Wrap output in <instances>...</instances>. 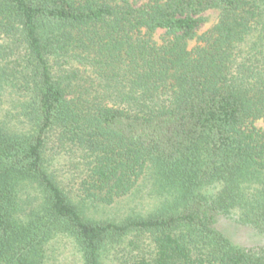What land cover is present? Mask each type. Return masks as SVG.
<instances>
[{"label": "trees", "instance_id": "obj_1", "mask_svg": "<svg viewBox=\"0 0 264 264\" xmlns=\"http://www.w3.org/2000/svg\"><path fill=\"white\" fill-rule=\"evenodd\" d=\"M259 121L264 0H0V264H264Z\"/></svg>", "mask_w": 264, "mask_h": 264}, {"label": "rangeland", "instance_id": "obj_2", "mask_svg": "<svg viewBox=\"0 0 264 264\" xmlns=\"http://www.w3.org/2000/svg\"><path fill=\"white\" fill-rule=\"evenodd\" d=\"M219 14L220 11L216 9L205 12V21L203 22L202 27L199 29V34H202L205 31L211 29L212 26L218 21ZM163 34L164 31L159 30L155 35V38L158 40H162ZM197 43V39H193L192 41H190V46L192 47ZM258 125L264 127V121H259ZM63 161H67V159L64 158ZM68 163L69 165L71 164L69 161ZM70 167L72 168L71 165ZM61 170L63 172L62 176L65 179V183H71V173H69L68 167H64L63 165H61ZM143 183H145L144 188L140 193H137V195L133 196L134 198L131 197V199L129 200L124 199L112 205L111 207L101 208L97 214L103 217L120 219L128 215V213L130 212L136 211L147 213L148 211H150V209H152L155 205L157 199L149 192L150 187L147 183H150V181H145ZM216 225L226 234L231 236L234 241L246 247L254 246L257 244H264L263 234H260L251 226L239 224L229 217L223 215L217 216ZM65 252L68 253L69 251L67 250ZM66 253H64L63 255H66Z\"/></svg>", "mask_w": 264, "mask_h": 264}]
</instances>
